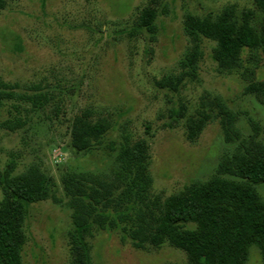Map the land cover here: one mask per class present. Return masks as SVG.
<instances>
[{
    "label": "rangeland",
    "instance_id": "374dc122",
    "mask_svg": "<svg viewBox=\"0 0 264 264\" xmlns=\"http://www.w3.org/2000/svg\"><path fill=\"white\" fill-rule=\"evenodd\" d=\"M150 6L161 14L155 42L132 31L137 10ZM229 6L240 14L252 10L254 0H15L0 13V80L17 85L18 94L33 95L37 89L49 98L35 112L15 103L27 108L28 115L16 112L14 102L0 111V167L16 161L20 173L37 163L55 179L61 199L30 206L24 264H71V211L62 178L73 171L101 176L110 169L107 150L77 152L71 147L69 124L82 110L91 108L111 119L106 144L119 142L122 131L148 142L152 192L163 197L196 179H208L225 149L216 122L189 142L185 120L174 124L170 115L180 104L187 115H195L207 94L221 96L260 124L264 140V106L246 95L241 75L219 70L212 42L203 43L197 80L180 86L178 93L158 85L177 73L189 45L185 13L205 16ZM20 118L28 119V125L9 129ZM247 123L245 116L240 123L244 130ZM91 257L93 264H189L186 253L168 244L138 250L117 232H96ZM247 264H262L257 248L251 249Z\"/></svg>",
    "mask_w": 264,
    "mask_h": 264
},
{
    "label": "trees",
    "instance_id": "16d2710c",
    "mask_svg": "<svg viewBox=\"0 0 264 264\" xmlns=\"http://www.w3.org/2000/svg\"><path fill=\"white\" fill-rule=\"evenodd\" d=\"M15 0H0V13ZM160 11L155 6L137 10L132 31L158 34ZM183 29L189 45L176 74L158 85L178 93L180 86L198 78L204 41L212 42L213 59L220 71L239 74L245 93L264 106V0L240 14L234 6L198 16L185 13ZM19 87L0 80V111L7 103L29 114L49 104L48 95L17 93ZM174 124L185 120L187 140L195 143L211 123L220 125L225 149L214 173L196 179L169 197L154 195L150 146L122 131L119 142L106 144L113 127L107 116L91 108L69 124L70 144L77 152H109L111 166L104 175L70 172L61 181L71 211L68 232L71 264H93L91 241L96 232H117L138 250L168 244L186 253L189 264H247L257 248L264 264V140L262 127L249 115L235 110L221 96L207 94L195 115L180 104L170 112ZM247 118V128L240 125ZM11 130L24 129L28 119H15ZM10 123L5 124L8 125ZM111 152V153H110ZM107 153V152H106ZM18 163L0 167V264H24L26 222L30 206L53 200L61 203L55 179L33 163L17 172ZM264 190V189H263Z\"/></svg>",
    "mask_w": 264,
    "mask_h": 264
}]
</instances>
